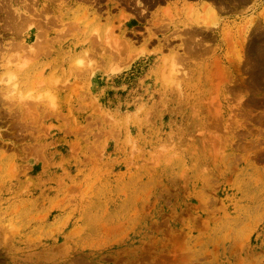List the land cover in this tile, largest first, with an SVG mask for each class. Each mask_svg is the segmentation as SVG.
<instances>
[{"label": "rangeland", "instance_id": "rangeland-1", "mask_svg": "<svg viewBox=\"0 0 264 264\" xmlns=\"http://www.w3.org/2000/svg\"><path fill=\"white\" fill-rule=\"evenodd\" d=\"M174 1L0 0V264H264V0Z\"/></svg>", "mask_w": 264, "mask_h": 264}, {"label": "crops", "instance_id": "crops-1", "mask_svg": "<svg viewBox=\"0 0 264 264\" xmlns=\"http://www.w3.org/2000/svg\"><path fill=\"white\" fill-rule=\"evenodd\" d=\"M207 1L208 0H188V1L186 0L185 2H183L182 0H176L172 4L176 5V6H180V5L188 6L190 4L191 6H195V7H203L204 3L207 2ZM155 9H156V7H153L149 11H153ZM192 25H195V24H192ZM198 25H200V24H198ZM209 26L212 27L213 25H209Z\"/></svg>", "mask_w": 264, "mask_h": 264}]
</instances>
